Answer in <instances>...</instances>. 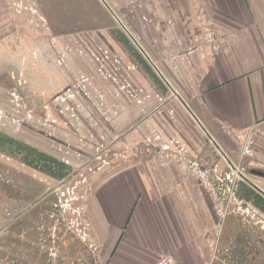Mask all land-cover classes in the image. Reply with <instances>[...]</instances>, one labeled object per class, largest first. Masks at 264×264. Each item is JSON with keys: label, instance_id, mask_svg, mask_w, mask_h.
<instances>
[{"label": "crops", "instance_id": "obj_1", "mask_svg": "<svg viewBox=\"0 0 264 264\" xmlns=\"http://www.w3.org/2000/svg\"><path fill=\"white\" fill-rule=\"evenodd\" d=\"M105 1L147 57L121 28L106 39L113 25L85 29L81 57L67 52V123L57 124L67 126V180L80 187L86 248L67 250L64 264H154L165 254L177 264H260L264 0ZM6 5L0 0V45L21 46L30 39L22 31L43 30L30 10ZM31 92L32 108H49L42 94L51 93ZM99 145L106 149L94 159ZM237 167L251 222L230 215L220 224L215 188L203 180L226 188ZM3 252L5 264L56 263L53 250Z\"/></svg>", "mask_w": 264, "mask_h": 264}, {"label": "rangeland", "instance_id": "obj_2", "mask_svg": "<svg viewBox=\"0 0 264 264\" xmlns=\"http://www.w3.org/2000/svg\"><path fill=\"white\" fill-rule=\"evenodd\" d=\"M4 1L8 9L30 10L43 30L35 37L22 31L23 37L30 39L21 46L0 45V264H5L3 250H53L55 264H64L67 250L86 248L77 222L73 218V225L70 223L73 216L67 208V196L79 198L81 192L78 181L67 180V126L57 124H63L60 120L67 123L63 71L67 52L81 57L85 29L95 25H113L116 31L109 32L106 39L125 31L99 0H40L41 8L38 4L36 8L29 6L31 0ZM92 42L87 48H95ZM53 75L57 78H53L55 89L61 88L42 94L46 95L44 106L49 108H32L31 91L52 93L48 80ZM42 83L46 85L39 86ZM48 109L55 121L48 117ZM5 136L7 142L2 139ZM68 184L73 193L67 195ZM217 251L223 258L226 251L222 244ZM256 251L248 250V262H255ZM261 252L263 258L264 250ZM26 256L31 259L30 254ZM10 258L16 261V257ZM258 261L264 264V259L261 262L258 257Z\"/></svg>", "mask_w": 264, "mask_h": 264}, {"label": "built area", "instance_id": "obj_3", "mask_svg": "<svg viewBox=\"0 0 264 264\" xmlns=\"http://www.w3.org/2000/svg\"><path fill=\"white\" fill-rule=\"evenodd\" d=\"M155 138L159 139V136H156ZM247 142L244 143V148H246ZM106 149L105 146L99 145L95 149L94 159H99L102 152H104ZM69 161L67 160V164ZM195 164V163H192ZM74 169L78 170V167L76 165H73ZM245 171L244 167H237L236 171L230 175L228 186L221 187L218 185H215L214 183H211L210 181L204 179L203 184L208 185L210 188H215V203L213 206L214 214L216 216L217 221L222 224V222L229 217L230 215H239L242 217V220L244 222L250 223V217L251 215V209L249 208L248 201L239 196L237 191V180L239 181L241 179V174H243ZM203 177V176H202ZM217 179L221 181L222 179L217 176ZM70 188H67V195L70 193H73V189L70 191ZM77 198V197H74ZM74 198L67 196V208L69 209L74 217V222H77V226H79L77 215L80 211V208L78 205L73 206ZM78 199V198H77ZM261 223V226L264 227V222L262 220H259ZM73 218L70 223L73 225ZM79 233L81 236L83 235L81 232V229H79ZM84 236V235H83ZM154 264H177L175 258L171 254H165L161 255L157 258Z\"/></svg>", "mask_w": 264, "mask_h": 264}, {"label": "water", "instance_id": "obj_4", "mask_svg": "<svg viewBox=\"0 0 264 264\" xmlns=\"http://www.w3.org/2000/svg\"><path fill=\"white\" fill-rule=\"evenodd\" d=\"M103 5L107 8V10L111 13V15L115 18V20L118 22V24L121 26V28L127 33V35L130 37V39L134 42V44L138 47V49L143 53V55L145 57H147V55L145 54V52L143 51V49L139 46V44L135 41V39L132 37L131 33L125 28V26L121 23V20L117 17V15L113 12V10L109 7V5L106 3L105 0H100ZM242 179L246 180V182H248V184H250L252 187H254L255 189H257V187L254 186V184H252L247 178L243 177Z\"/></svg>", "mask_w": 264, "mask_h": 264}, {"label": "trees", "instance_id": "obj_5", "mask_svg": "<svg viewBox=\"0 0 264 264\" xmlns=\"http://www.w3.org/2000/svg\"><path fill=\"white\" fill-rule=\"evenodd\" d=\"M4 141H6L7 142V137L5 136V137H3L2 138ZM6 139V140H5ZM63 168L65 167L64 165L62 166ZM67 171H68V169H67ZM67 175H68V172H67Z\"/></svg>", "mask_w": 264, "mask_h": 264}, {"label": "flooded vegetation", "instance_id": "obj_6", "mask_svg": "<svg viewBox=\"0 0 264 264\" xmlns=\"http://www.w3.org/2000/svg\"><path fill=\"white\" fill-rule=\"evenodd\" d=\"M60 88H61V87H60ZM60 88H59V89H60ZM59 89H58V88H57V90H56V89H53L51 92L54 93L55 90L58 91ZM52 93H51V94H52Z\"/></svg>", "mask_w": 264, "mask_h": 264}]
</instances>
